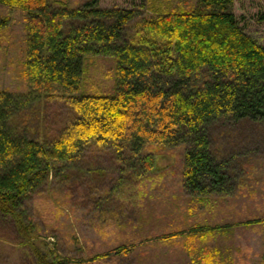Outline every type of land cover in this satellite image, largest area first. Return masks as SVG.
Segmentation results:
<instances>
[{"label":"trees","instance_id":"1","mask_svg":"<svg viewBox=\"0 0 264 264\" xmlns=\"http://www.w3.org/2000/svg\"><path fill=\"white\" fill-rule=\"evenodd\" d=\"M0 2L27 11L28 82L25 92L0 90V215L14 219L36 264L85 261L34 240L35 221L24 201L48 189L53 177L64 175V181L85 183L88 190L92 185L87 179L99 186L106 178L114 179L104 197L96 192L91 206L109 212V204L116 202L112 213L118 214L137 198L144 179L139 176H152L161 155L158 149L181 146V182L188 196L202 204L212 195L233 191L243 159L232 152L229 158L218 156L211 129L229 122L264 123V45L239 24L233 0H197L191 10L139 18L136 8H105L98 0L76 8L53 6L48 0ZM258 19L264 21V11ZM3 23L0 20V28ZM87 55L115 57L112 93L82 92ZM35 104L65 110L54 131H43L40 137L21 125ZM135 177L139 186L133 184ZM72 184L67 185L78 200L81 192ZM121 198L129 205L119 204ZM242 224L264 228V217ZM233 225L197 223L156 238L184 234L197 264H236L226 247L193 244L194 238L204 242ZM128 245L119 243L113 249L126 254ZM108 255L95 253L91 259Z\"/></svg>","mask_w":264,"mask_h":264},{"label":"rangeland","instance_id":"2","mask_svg":"<svg viewBox=\"0 0 264 264\" xmlns=\"http://www.w3.org/2000/svg\"><path fill=\"white\" fill-rule=\"evenodd\" d=\"M86 1L89 0H48L53 6L68 8L79 7ZM98 4L105 8H136L139 18L164 10H191L197 0H98ZM231 9L245 32L264 45V21L258 19L259 13L264 11V0H233ZM26 17V10L0 2V20L4 21L0 28V90L25 92L28 89ZM116 67L113 56H85L82 92L112 93ZM64 113V108L35 104L22 119V129L35 137H40L43 131L51 133ZM233 123L211 129L212 145L218 156L229 158L233 153L243 159L237 184L230 194L212 195L202 204L194 201L181 182L182 147L158 149L161 155L155 170L150 172L152 176H139V179L144 177L140 192L137 198H131V206L124 208L122 213H112L118 208L116 202L109 204L110 213L91 206L97 194L105 196L114 179H104L101 186L95 179H87L92 185L88 190L89 185L85 183L77 186L64 181V175L51 178L48 189L24 201L27 213L35 221L34 240L39 243L45 240L60 255L85 260L83 264H197L199 261L193 260L188 253L192 243L184 234L167 238L156 236H168L172 231L188 229L197 223H233L228 232L207 236L204 242L194 238V247L216 244L226 247L236 264H264L261 261L264 228L242 224L250 218L264 217V123ZM137 179L132 181L139 186ZM67 184L81 192L78 200L75 189ZM90 193L95 198L85 200L84 196ZM119 200V204L129 205L128 200ZM104 216L110 218L104 219ZM119 243L131 244L128 253L121 254L113 249ZM103 252L109 255L91 259L95 253ZM193 254L199 253L193 250ZM0 264H36L29 243L8 215H0Z\"/></svg>","mask_w":264,"mask_h":264}]
</instances>
